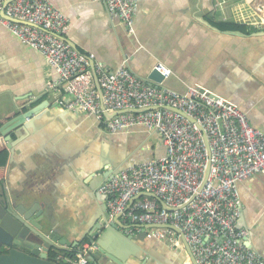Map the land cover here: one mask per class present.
<instances>
[{"label":"crops","instance_id":"1","mask_svg":"<svg viewBox=\"0 0 264 264\" xmlns=\"http://www.w3.org/2000/svg\"><path fill=\"white\" fill-rule=\"evenodd\" d=\"M49 2L68 18V42L108 70L127 59L144 77L159 62L170 70L166 86L184 92L199 85L234 103L264 133V0H137L133 33L97 0ZM57 80L40 52L0 25V126L23 105L43 107L25 126L14 121L0 133V150L7 148L6 138L14 143L0 191L36 196L66 229L61 236L69 243L58 245L66 250L88 241L80 239L106 206L96 172L163 157L165 146L156 130L134 126L109 133L92 115L58 108L54 100L65 93L61 84L53 86ZM237 189V226L247 230L248 248L264 257V177L254 174ZM130 227L124 234L138 232ZM131 244L146 260L130 256L131 264H189L183 247L148 234Z\"/></svg>","mask_w":264,"mask_h":264},{"label":"built area","instance_id":"2","mask_svg":"<svg viewBox=\"0 0 264 264\" xmlns=\"http://www.w3.org/2000/svg\"><path fill=\"white\" fill-rule=\"evenodd\" d=\"M97 1L133 33L137 0ZM0 25L40 52L54 69L58 80L53 86L61 84L65 93L54 100L55 106L92 115L109 133L141 126L159 134L165 156L122 167L99 185L98 191L106 197L108 221L119 215L138 231L143 225L175 226L197 264H264V257L248 248L247 230L237 226V184L254 174L264 177V133L251 126L234 103L199 85L187 86L184 92L169 88L164 79L170 70L159 62L152 69L163 75L162 81L140 77L127 59L108 70L95 61L94 54L82 53L64 39L68 18L49 0H0ZM93 73L104 109L119 111L108 120L100 108ZM167 107L182 110L202 126L209 157L196 124ZM208 160V177L199 189ZM142 191L152 192L175 209L166 210L147 196L130 203ZM146 232L184 248L180 235L171 228L149 227ZM96 249L94 241L88 240L75 247L73 257L59 253L56 259L86 264L88 253Z\"/></svg>","mask_w":264,"mask_h":264},{"label":"water","instance_id":"3","mask_svg":"<svg viewBox=\"0 0 264 264\" xmlns=\"http://www.w3.org/2000/svg\"><path fill=\"white\" fill-rule=\"evenodd\" d=\"M64 39L68 42L66 37H64ZM93 77L95 87L99 95L100 108L103 111L104 118L108 120L113 114H117L119 111H106L104 109L102 90L98 84L95 73H93ZM144 77H146L148 80L154 81H162L164 78L163 75L156 69H151ZM41 106L42 105L39 104L33 107L30 106L29 108L25 105L21 106L18 110L22 112L21 114H18V116H16L14 119L0 126L1 135H5V132L8 131L7 129H9L8 126L14 121L19 123V126H25V119L31 118L33 114L39 113L43 109ZM167 108L185 116L190 122L196 124L197 128L202 132V138L206 147L207 156L209 157L210 148L208 145V139L206 134L203 132L202 126L192 116L188 115L182 110L172 107ZM23 109L26 110L22 111ZM130 111L139 112L142 111V109H133ZM20 130L22 132L24 131L23 128ZM5 140L8 141L6 143V147L12 153L14 151V143H12L10 138H6ZM127 165L129 164H126V166ZM209 166L210 163L208 160L199 189L202 188L208 177ZM118 170H120V167L117 168L114 165H108L107 167L103 168V171H97L96 175L98 177L97 181L99 180L98 184L100 185L105 180H108ZM141 196H147L156 199L160 206L166 210L171 211L175 209L166 205L163 200L155 196L152 192L145 191L133 196L130 200V203ZM107 218V207L104 205L102 207V213L99 215L94 226L91 227L86 235L80 239V242H82L84 238L88 239L89 241H94L97 247L95 251L88 253L87 259L89 262L87 264H131L128 261L130 256H134V258L139 259L141 263H144L146 261L144 257L145 253L142 251V249H137L135 245L133 249L131 242L135 243L137 239L142 241L147 234L146 229L149 227H168L178 233L184 245L186 257L188 255L189 264H197L179 228L168 224L143 225L140 227V230L137 233L126 235L124 232L129 230L130 225L127 223H122L119 215L115 216L111 221H108ZM65 232L66 229L58 225V223L52 217L50 211L46 208H43V203L40 202L36 196L31 195L27 191H24L22 194L17 196L7 195L4 191H1L0 264H63L55 263L53 260H51L48 257V252L51 249H63L58 245L69 243L67 242V238L65 236H61V234H64ZM78 244L79 242L76 241L72 248Z\"/></svg>","mask_w":264,"mask_h":264},{"label":"trees","instance_id":"4","mask_svg":"<svg viewBox=\"0 0 264 264\" xmlns=\"http://www.w3.org/2000/svg\"><path fill=\"white\" fill-rule=\"evenodd\" d=\"M236 27V26H235ZM9 158V150L7 148H3L0 150V181L3 178L4 175V169L7 164ZM1 193V191H0ZM62 253L66 257H73L75 253V247L73 249H51L48 252V257L53 260L55 263H63L67 264L66 262H63L61 259H56L57 254ZM88 263V261H87ZM86 263V264H87Z\"/></svg>","mask_w":264,"mask_h":264}]
</instances>
